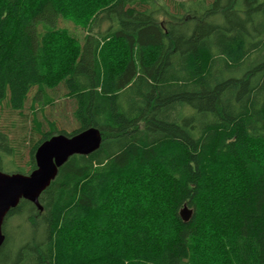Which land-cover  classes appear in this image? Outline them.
<instances>
[{"label":"trees","instance_id":"16d2710c","mask_svg":"<svg viewBox=\"0 0 264 264\" xmlns=\"http://www.w3.org/2000/svg\"><path fill=\"white\" fill-rule=\"evenodd\" d=\"M72 3L0 0V116L38 134L26 171L0 130V170L102 135L8 212L0 264H264V0Z\"/></svg>","mask_w":264,"mask_h":264},{"label":"water","instance_id":"95a60500","mask_svg":"<svg viewBox=\"0 0 264 264\" xmlns=\"http://www.w3.org/2000/svg\"><path fill=\"white\" fill-rule=\"evenodd\" d=\"M102 142L101 131L88 128L72 136L55 134L42 142L35 151L36 168L29 174L0 170V248L5 241L3 223L8 212L15 208L21 199L35 203L40 210L41 193L56 178L59 168L75 154L88 155L97 150ZM193 210L184 205L180 216L188 221Z\"/></svg>","mask_w":264,"mask_h":264},{"label":"rangeland","instance_id":"374dc122","mask_svg":"<svg viewBox=\"0 0 264 264\" xmlns=\"http://www.w3.org/2000/svg\"><path fill=\"white\" fill-rule=\"evenodd\" d=\"M72 3L70 8L71 16L74 17L75 24L82 26L84 21L82 20L87 13L93 11L92 5L94 0H71ZM91 10V12H90ZM73 24V23H72ZM80 33L82 29L77 28ZM31 109L25 108L22 112H12L7 107L2 110L0 116V130L6 132L10 136L11 144L15 147V155L12 157L15 163V166L21 169L30 170V149L33 146V142L38 138V134L31 132L27 126L29 123V118L31 117L29 112ZM28 122V123H27ZM26 127V129L24 128ZM11 168V167H7ZM22 220L20 218H12L7 225V232L11 236L10 243H12L18 234L23 233L28 235V230L24 228L20 229L22 225ZM20 238V237H19ZM8 249L10 250L11 247ZM6 255V253H5ZM4 257V256H3Z\"/></svg>","mask_w":264,"mask_h":264},{"label":"bare ground","instance_id":"6f19581e","mask_svg":"<svg viewBox=\"0 0 264 264\" xmlns=\"http://www.w3.org/2000/svg\"><path fill=\"white\" fill-rule=\"evenodd\" d=\"M73 156V155H72ZM49 187V186H48ZM191 208V207H190Z\"/></svg>","mask_w":264,"mask_h":264}]
</instances>
